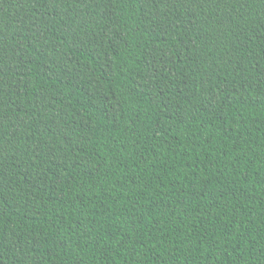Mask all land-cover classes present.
Returning <instances> with one entry per match:
<instances>
[{"label": "trees", "instance_id": "1", "mask_svg": "<svg viewBox=\"0 0 264 264\" xmlns=\"http://www.w3.org/2000/svg\"><path fill=\"white\" fill-rule=\"evenodd\" d=\"M0 264H264V0H0Z\"/></svg>", "mask_w": 264, "mask_h": 264}]
</instances>
